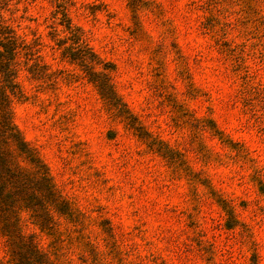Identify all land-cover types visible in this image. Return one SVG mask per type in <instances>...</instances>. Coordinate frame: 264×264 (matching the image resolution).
Returning <instances> with one entry per match:
<instances>
[{
  "label": "rangeland",
  "instance_id": "1",
  "mask_svg": "<svg viewBox=\"0 0 264 264\" xmlns=\"http://www.w3.org/2000/svg\"><path fill=\"white\" fill-rule=\"evenodd\" d=\"M0 20L26 45L13 124L61 199L8 198L0 264H264V0H0Z\"/></svg>",
  "mask_w": 264,
  "mask_h": 264
},
{
  "label": "trees",
  "instance_id": "2",
  "mask_svg": "<svg viewBox=\"0 0 264 264\" xmlns=\"http://www.w3.org/2000/svg\"><path fill=\"white\" fill-rule=\"evenodd\" d=\"M25 49L23 41L0 20V208L12 207L13 203L7 204L8 198L24 197L26 204H33L23 207L35 211L42 207L33 200L43 202L42 206L47 209V206H56L61 199L47 168L36 151L24 141L12 120L13 99L22 95L17 76L19 58ZM28 60L26 58L24 64ZM21 162L30 167L21 166Z\"/></svg>",
  "mask_w": 264,
  "mask_h": 264
}]
</instances>
